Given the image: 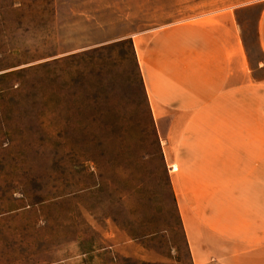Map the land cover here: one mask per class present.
Returning <instances> with one entry per match:
<instances>
[{"label":"rangeland","instance_id":"1","mask_svg":"<svg viewBox=\"0 0 264 264\" xmlns=\"http://www.w3.org/2000/svg\"><path fill=\"white\" fill-rule=\"evenodd\" d=\"M263 8L0 0V264H192L176 162L144 90L145 37L230 19L249 69L264 74Z\"/></svg>","mask_w":264,"mask_h":264},{"label":"crops","instance_id":"2","mask_svg":"<svg viewBox=\"0 0 264 264\" xmlns=\"http://www.w3.org/2000/svg\"><path fill=\"white\" fill-rule=\"evenodd\" d=\"M257 39L264 57V8ZM260 67L249 69L230 19L145 37L144 90L176 162V207L192 264H264Z\"/></svg>","mask_w":264,"mask_h":264},{"label":"bare ground","instance_id":"3","mask_svg":"<svg viewBox=\"0 0 264 264\" xmlns=\"http://www.w3.org/2000/svg\"><path fill=\"white\" fill-rule=\"evenodd\" d=\"M172 168H174V171H177V166L173 165Z\"/></svg>","mask_w":264,"mask_h":264},{"label":"built area","instance_id":"4","mask_svg":"<svg viewBox=\"0 0 264 264\" xmlns=\"http://www.w3.org/2000/svg\"><path fill=\"white\" fill-rule=\"evenodd\" d=\"M174 171V170H173Z\"/></svg>","mask_w":264,"mask_h":264}]
</instances>
